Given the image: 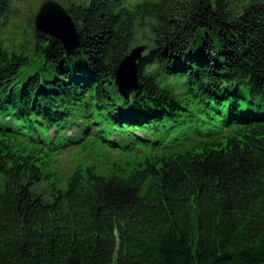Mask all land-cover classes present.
I'll return each instance as SVG.
<instances>
[{
  "label": "trees",
  "instance_id": "1",
  "mask_svg": "<svg viewBox=\"0 0 264 264\" xmlns=\"http://www.w3.org/2000/svg\"><path fill=\"white\" fill-rule=\"evenodd\" d=\"M20 1L0 0V264H264V0H56L69 55L40 5L10 24ZM77 146L101 167L56 173Z\"/></svg>",
  "mask_w": 264,
  "mask_h": 264
},
{
  "label": "water",
  "instance_id": "2",
  "mask_svg": "<svg viewBox=\"0 0 264 264\" xmlns=\"http://www.w3.org/2000/svg\"><path fill=\"white\" fill-rule=\"evenodd\" d=\"M35 29L44 31L60 40L67 55L74 54L79 45V35L70 14L56 0H43L34 15ZM144 45H136L119 62L115 81L119 94L128 98L137 90V63L142 56Z\"/></svg>",
  "mask_w": 264,
  "mask_h": 264
},
{
  "label": "rangeland",
  "instance_id": "3",
  "mask_svg": "<svg viewBox=\"0 0 264 264\" xmlns=\"http://www.w3.org/2000/svg\"><path fill=\"white\" fill-rule=\"evenodd\" d=\"M40 1L42 2L43 0H27L26 2H18L16 4L14 16H12L10 24H14L16 27H19L18 29L20 30L25 28L26 17L29 15L30 11L35 10L37 6L40 5ZM13 29L14 28H12V30ZM244 93H246L245 90ZM243 102L246 104V100ZM99 151L104 152V149L98 147H94V149H92L90 146H86L84 148H81L80 146L66 148L62 150L58 155H54L52 157L54 169L58 174L67 175L71 172V169L79 162H82L84 164H97L101 167V164H103V162H100L99 160Z\"/></svg>",
  "mask_w": 264,
  "mask_h": 264
}]
</instances>
